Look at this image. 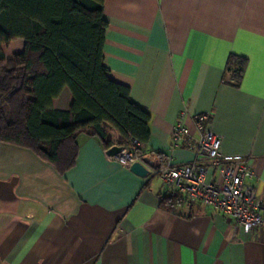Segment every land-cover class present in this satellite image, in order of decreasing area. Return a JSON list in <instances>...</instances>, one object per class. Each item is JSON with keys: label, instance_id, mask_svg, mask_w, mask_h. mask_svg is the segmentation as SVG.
<instances>
[{"label": "crops", "instance_id": "0c3cea01", "mask_svg": "<svg viewBox=\"0 0 264 264\" xmlns=\"http://www.w3.org/2000/svg\"><path fill=\"white\" fill-rule=\"evenodd\" d=\"M103 17L109 77L150 115L146 162L193 161L194 148H171V132L184 111L196 138L192 118L207 115L222 138L218 159L247 161L246 183L264 204V0H104ZM229 55L247 60L238 87L227 83ZM70 106L64 88L52 107ZM77 144L60 174L0 142V264H264V228L233 226L200 203L163 210L167 189L151 171L135 175L96 137ZM214 177L208 167L205 181Z\"/></svg>", "mask_w": 264, "mask_h": 264}, {"label": "trees", "instance_id": "16d2710c", "mask_svg": "<svg viewBox=\"0 0 264 264\" xmlns=\"http://www.w3.org/2000/svg\"><path fill=\"white\" fill-rule=\"evenodd\" d=\"M103 3L0 0V142L30 150L60 174L75 164L80 134L96 137L105 150L132 140L145 145L149 138L148 111L131 101L129 87L113 81L104 64ZM14 40L22 49L6 58L3 47ZM246 67L245 58L229 55L228 85L238 87ZM64 88L70 109L55 110L52 102ZM107 128L117 134L114 141ZM183 203L167 191L159 206L173 212Z\"/></svg>", "mask_w": 264, "mask_h": 264}, {"label": "built area", "instance_id": "2783aa9c", "mask_svg": "<svg viewBox=\"0 0 264 264\" xmlns=\"http://www.w3.org/2000/svg\"><path fill=\"white\" fill-rule=\"evenodd\" d=\"M185 118L186 113L182 111L172 129L170 146L173 149L194 148L195 158L190 163L172 166L155 155L153 160L146 162L145 154L138 153L143 150V145L135 140L127 146H118V152L108 157L124 167L143 163L167 191L180 194L186 206L200 203L222 213L231 225L245 230L264 228V204L254 188L246 183L253 176L248 162L218 159L222 138L204 126L207 115L192 118L197 128L196 138L188 134ZM199 156H203L207 163H200ZM208 167L216 172V177L205 181Z\"/></svg>", "mask_w": 264, "mask_h": 264}, {"label": "water", "instance_id": "95a60500", "mask_svg": "<svg viewBox=\"0 0 264 264\" xmlns=\"http://www.w3.org/2000/svg\"><path fill=\"white\" fill-rule=\"evenodd\" d=\"M119 147L118 146H112L107 152L106 154L108 156L115 154L116 152H118ZM130 171L132 173H134L135 175L139 176V177H145L148 174V170L146 169L145 165L143 163L140 162H136L133 163L130 167H129Z\"/></svg>", "mask_w": 264, "mask_h": 264}, {"label": "rangeland", "instance_id": "374dc122", "mask_svg": "<svg viewBox=\"0 0 264 264\" xmlns=\"http://www.w3.org/2000/svg\"><path fill=\"white\" fill-rule=\"evenodd\" d=\"M22 49V42L20 40H14L3 47V52L6 58L11 57L14 53Z\"/></svg>", "mask_w": 264, "mask_h": 264}]
</instances>
